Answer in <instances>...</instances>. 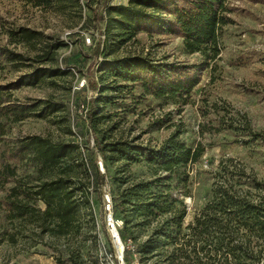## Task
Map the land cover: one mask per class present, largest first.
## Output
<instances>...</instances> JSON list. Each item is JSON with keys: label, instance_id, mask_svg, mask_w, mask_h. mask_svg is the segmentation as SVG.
<instances>
[{"label": "rangeland", "instance_id": "rangeland-1", "mask_svg": "<svg viewBox=\"0 0 264 264\" xmlns=\"http://www.w3.org/2000/svg\"><path fill=\"white\" fill-rule=\"evenodd\" d=\"M117 1L34 5L0 0V264H111L104 258L114 254L104 195L109 192L113 205L121 190L148 180L151 191L169 195L171 207L157 216L132 213L140 224L133 228L135 241L124 247L123 255L126 248L130 251L128 263L168 264L162 261L164 250L181 246L189 259L179 262L221 264L219 255L208 262L200 242L169 241L154 251L161 253L146 257L135 250L173 212L184 210L180 229L185 232L212 200L218 176L252 199L264 194V0H225L227 21L217 40L194 50L185 46L179 30L170 28L171 10L185 1L164 0L166 7L155 10L153 22L133 28L121 27L112 20L114 12L108 14ZM20 28L34 32L33 37L20 35ZM121 58L155 66L156 81L139 64L128 78L102 65ZM185 76L191 86L158 89L157 82ZM32 135L75 147L56 166L41 170L34 148L26 144ZM173 135L200 154L195 160H172L165 169L151 156ZM96 142L140 149L130 159H113L106 150L110 159L103 160ZM61 172L79 189L76 199L85 197L89 205L79 206L69 224L59 225L42 213L44 204L32 191ZM12 186L22 193L10 195ZM16 203L27 204L28 211L19 215L23 209L14 208ZM172 227L170 221L167 228ZM250 242L257 243L256 237ZM258 242L264 246V240ZM246 264H264V259Z\"/></svg>", "mask_w": 264, "mask_h": 264}, {"label": "trees", "instance_id": "trees-1", "mask_svg": "<svg viewBox=\"0 0 264 264\" xmlns=\"http://www.w3.org/2000/svg\"><path fill=\"white\" fill-rule=\"evenodd\" d=\"M31 2L34 5H48L53 0H23ZM185 4L175 6L171 13L174 16L172 31L179 30L185 46L194 50L202 44L215 42L219 35L221 25L227 21V18L222 14L223 3L225 0H183ZM164 6V0H128L127 4H115L108 8V14L114 12L117 18H112L123 28L137 27L141 21L150 22L155 20V10ZM149 8L150 11L145 9ZM111 19V18H110ZM169 27V26H167ZM18 33L26 38H31L34 32L27 28H20ZM99 45L96 46V51ZM6 53L11 52L7 49L3 50ZM135 64H139L142 68H146L151 75L150 80L156 81L157 69L155 66H150L145 61L133 62L132 60L121 58L119 60H106L102 63L105 68H109L115 75H125L131 77ZM155 76V77H154ZM190 78L185 76L174 81L165 83L157 82L159 90L169 89L170 91H178L189 83ZM27 145L34 148V157L39 163V168L49 169L56 166L61 159L70 152L75 146L70 143L58 142L53 143L50 140L32 135L28 137ZM98 147L103 160H109L106 155V150L114 155L113 159L132 158V154L137 151L135 146H130L121 142L99 146V142L95 143ZM146 150V149H145ZM200 154L199 148H186L181 143L175 140V136H170L167 145L157 150L154 156L167 165L168 169L170 161H180V159L195 160ZM11 169L9 174L13 175ZM63 173V174H62ZM70 175L61 172L57 177L51 180H44L34 185L32 194L35 200H39L44 204L43 214L51 218L57 219L58 224H69L79 206L89 205V200L83 197L81 200L76 199L74 181L68 177ZM102 177V176H101ZM218 181L213 183V198L207 202L194 216L192 222H189L186 231L180 229L181 218L185 215L184 210L178 214L173 212L168 219L160 221L155 227L151 236L147 237L137 248L144 257L146 255H155L161 246L166 245L169 241L178 245H189L190 243H203L201 249H205V256L208 262L215 258L222 259L221 264H246V260L258 262L264 259V246H261L264 240V194H258L257 199L250 198L246 193L240 192L234 187V184L227 183L226 178L218 176ZM220 181V182H219ZM152 180L145 182H137L121 190L113 198L114 211L120 215L122 225L119 229L120 238L125 242L127 240L134 242L135 235L133 228L140 224L136 222L132 213L137 215L157 216L161 213H167L171 204L168 194L161 190L151 191L150 185ZM259 187V186H258ZM264 189V188H262ZM10 195L22 193L16 186L9 188ZM19 202V201H17ZM14 208L23 209L19 215L28 211L27 204H14ZM17 205V206H16ZM22 207V208H19ZM24 207V208H23ZM170 221L173 222L171 229ZM245 229L244 232H241ZM255 236L257 243L250 245V237ZM247 237V241L242 242L240 239ZM245 243V244H244ZM247 243V244H246ZM167 254L162 261H168L171 264L173 261H178L180 258L189 259L187 251L181 246H178L170 253L164 250ZM214 253V256L210 255ZM125 262L130 259V251L126 248L123 255ZM184 264L179 262L177 264Z\"/></svg>", "mask_w": 264, "mask_h": 264}, {"label": "built area", "instance_id": "built-area-1", "mask_svg": "<svg viewBox=\"0 0 264 264\" xmlns=\"http://www.w3.org/2000/svg\"><path fill=\"white\" fill-rule=\"evenodd\" d=\"M86 41H90L88 38H86ZM83 85V84H82ZM97 166L100 170L103 171L102 168V163L101 161L97 162ZM104 201H105V214H104V222L105 225L108 228V232H109V237L111 240V244L113 246L114 249V254L111 256V254L109 256H105V262H107V260H109V262L111 264L114 263V261L116 262V264H129L128 262H125L123 260V251H124V247H125V242L120 238V234H119V229L122 225V220L117 219L112 212V202H111V196L109 194V192H106L104 195ZM130 240H127V244L129 245ZM121 246L122 251H120L119 253H116V247ZM111 257V258H109ZM108 264V262L106 263Z\"/></svg>", "mask_w": 264, "mask_h": 264}, {"label": "crops", "instance_id": "crops-1", "mask_svg": "<svg viewBox=\"0 0 264 264\" xmlns=\"http://www.w3.org/2000/svg\"><path fill=\"white\" fill-rule=\"evenodd\" d=\"M116 4H127V0H120V1H117Z\"/></svg>", "mask_w": 264, "mask_h": 264}, {"label": "bare ground", "instance_id": "bare-ground-1", "mask_svg": "<svg viewBox=\"0 0 264 264\" xmlns=\"http://www.w3.org/2000/svg\"><path fill=\"white\" fill-rule=\"evenodd\" d=\"M120 251H122L121 246L119 245L118 247H116V253H119Z\"/></svg>", "mask_w": 264, "mask_h": 264}]
</instances>
